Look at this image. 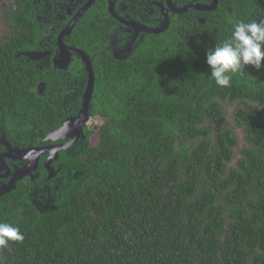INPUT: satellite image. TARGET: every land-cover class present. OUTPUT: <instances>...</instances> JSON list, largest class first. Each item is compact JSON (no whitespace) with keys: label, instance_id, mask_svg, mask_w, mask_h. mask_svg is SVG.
<instances>
[{"label":"trees","instance_id":"trees-1","mask_svg":"<svg viewBox=\"0 0 264 264\" xmlns=\"http://www.w3.org/2000/svg\"><path fill=\"white\" fill-rule=\"evenodd\" d=\"M16 48H0V66ZM190 56L111 70L118 115L91 131L85 174L51 213L4 203L0 221L24 239L0 249V264H264V107L233 113L247 141L234 168L233 131L209 128L226 100L264 103V71L260 84L245 72L221 88Z\"/></svg>","mask_w":264,"mask_h":264},{"label":"flooded vegetation","instance_id":"flooded-vegetation-1","mask_svg":"<svg viewBox=\"0 0 264 264\" xmlns=\"http://www.w3.org/2000/svg\"><path fill=\"white\" fill-rule=\"evenodd\" d=\"M262 19L264 0H0V48L20 46L12 66H0L4 220L8 199L20 206L34 197L50 208L85 174L91 131L98 136L106 118L118 115L107 99L119 91L120 76L107 82L112 69L167 66L186 52L210 72L207 48L227 39L236 21ZM262 71L244 69L259 84ZM85 105L83 123L76 118Z\"/></svg>","mask_w":264,"mask_h":264},{"label":"clouds","instance_id":"clouds-1","mask_svg":"<svg viewBox=\"0 0 264 264\" xmlns=\"http://www.w3.org/2000/svg\"><path fill=\"white\" fill-rule=\"evenodd\" d=\"M205 55L210 78L221 88L230 87L234 75L243 76L246 66L264 67V19L236 21L227 39L207 48ZM23 239L19 227L0 221V249Z\"/></svg>","mask_w":264,"mask_h":264},{"label":"rangeland","instance_id":"rangeland-1","mask_svg":"<svg viewBox=\"0 0 264 264\" xmlns=\"http://www.w3.org/2000/svg\"><path fill=\"white\" fill-rule=\"evenodd\" d=\"M1 28H3V26H1ZM223 106V112H224V117L222 119V121L215 127H210V130L212 132H215L217 130H220L224 127H228L230 128L234 135L236 136L237 139V145L236 147L233 149V155L231 160L228 163V167L229 168H234L236 165V161L240 158L241 156V149L246 146L247 141L245 139V134L243 129H241L240 127H238L237 125H235L234 123V119H233V113L236 109L238 108H243V109H247V108H251V107H264V103L263 104H250L244 101H239V102H223L222 104Z\"/></svg>","mask_w":264,"mask_h":264},{"label":"water","instance_id":"water-1","mask_svg":"<svg viewBox=\"0 0 264 264\" xmlns=\"http://www.w3.org/2000/svg\"><path fill=\"white\" fill-rule=\"evenodd\" d=\"M70 26L68 28V31L70 30ZM91 90H92V83H91V80H90L89 87H88V90H87V93H88L87 100L90 99ZM82 116H83V123H86L89 120V118H90L89 110H87L86 105H85L84 109L82 110V112L80 113V115L78 116V118H76V119H80V118L82 119ZM240 128L243 129L242 127H240ZM228 168L229 167H228V163H227V169ZM30 201L33 203V206L36 208V210L38 212H40V213H51L54 210H57L58 209L57 206H56V204H55L56 203V200L53 201L52 206L50 208H45L42 205L41 206L35 205L34 201H36V200L34 199V197H30Z\"/></svg>","mask_w":264,"mask_h":264}]
</instances>
